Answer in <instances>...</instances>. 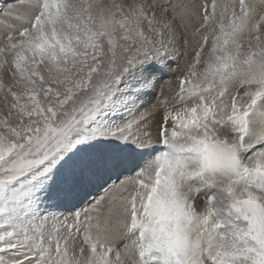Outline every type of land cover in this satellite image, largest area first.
Wrapping results in <instances>:
<instances>
[{
	"label": "snow or ice",
	"instance_id": "1",
	"mask_svg": "<svg viewBox=\"0 0 264 264\" xmlns=\"http://www.w3.org/2000/svg\"><path fill=\"white\" fill-rule=\"evenodd\" d=\"M0 264H264V0H0Z\"/></svg>",
	"mask_w": 264,
	"mask_h": 264
}]
</instances>
